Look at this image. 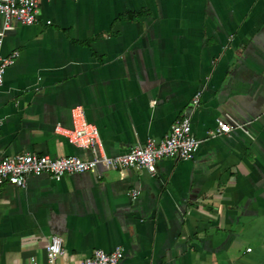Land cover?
I'll return each mask as SVG.
<instances>
[{
    "label": "crops",
    "instance_id": "1",
    "mask_svg": "<svg viewBox=\"0 0 264 264\" xmlns=\"http://www.w3.org/2000/svg\"><path fill=\"white\" fill-rule=\"evenodd\" d=\"M11 24L0 159L90 157L53 130L71 126L73 106L107 156L160 140L183 116L200 143L152 173L98 166L3 184L0 264H45L50 235L59 264L115 246L117 264H264V0H38L33 24ZM217 119L231 129L211 136Z\"/></svg>",
    "mask_w": 264,
    "mask_h": 264
},
{
    "label": "built area",
    "instance_id": "2",
    "mask_svg": "<svg viewBox=\"0 0 264 264\" xmlns=\"http://www.w3.org/2000/svg\"><path fill=\"white\" fill-rule=\"evenodd\" d=\"M38 0H0V86L4 70L13 64L18 51L7 54L1 53L2 37L6 30L14 27L15 21L23 25H31L36 21ZM201 90H196L190 98L191 108L199 106ZM153 101H151V104ZM71 126L63 128L54 126V132L63 136L66 141L90 153V157L74 155L51 158L48 155L19 153L0 159V187L8 184L14 187H23L29 175L46 174L58 180L64 174L94 172L98 166L104 169L117 171L120 175L128 168L144 169L148 173L154 171L155 162L162 158L189 160L200 143L191 133L189 117L175 119L168 127L167 133L158 141L146 139L142 144L134 145L126 152L107 156L99 150V136L95 125L85 120L80 106L69 109ZM231 126L221 120L215 121V127L208 133L211 136L226 134ZM136 196L137 191H130ZM61 238L50 235L44 248L45 264H59L57 257L62 254ZM248 250V248H247ZM122 257V249L115 246L111 251L93 249L91 253L75 264H117ZM29 264H37L35 259L29 258Z\"/></svg>",
    "mask_w": 264,
    "mask_h": 264
}]
</instances>
